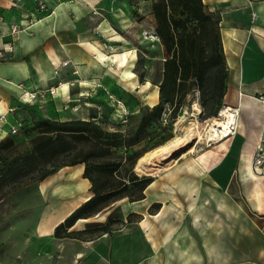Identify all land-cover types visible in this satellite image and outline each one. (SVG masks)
Returning <instances> with one entry per match:
<instances>
[{
    "label": "crops",
    "instance_id": "crops-1",
    "mask_svg": "<svg viewBox=\"0 0 264 264\" xmlns=\"http://www.w3.org/2000/svg\"><path fill=\"white\" fill-rule=\"evenodd\" d=\"M34 1L22 5L31 11ZM44 1L52 10L31 22L0 0L4 39L13 22L23 27L9 59L0 61V115L24 87L43 89L55 79L61 90L106 83L100 64L113 59V50L128 47L119 42L108 53L101 42L83 36L92 27L84 23L93 17L90 9L105 0ZM203 2L220 14L228 70L224 97L238 109L236 130L220 142L219 154L201 153L150 178L133 202L137 220L128 222L137 229L128 242L134 253L119 264H264V162L252 163L257 144L264 145V0ZM111 29L102 22L97 37ZM68 81H74L71 87Z\"/></svg>",
    "mask_w": 264,
    "mask_h": 264
},
{
    "label": "rangeland",
    "instance_id": "rangeland-1",
    "mask_svg": "<svg viewBox=\"0 0 264 264\" xmlns=\"http://www.w3.org/2000/svg\"><path fill=\"white\" fill-rule=\"evenodd\" d=\"M154 1L105 0L102 6L90 9L93 17L84 22L91 23L92 27L83 36L101 42L104 52L110 53L112 46L119 42L127 44L128 47L123 48H129L128 61L130 50H136L133 67L137 77L136 87L131 83L135 77L129 81L121 77L120 67L124 61L122 64L119 49L110 53L113 59L102 61V64L99 62L102 65L100 74L106 70L104 84L97 81L89 86L62 88L59 89L60 94L50 95L51 100L41 102L30 99L27 93L32 89L24 85L28 92H24L27 95H23V101L12 95L10 98L16 102L8 105L7 109L4 100L8 113L0 115V141L11 138L15 147L5 151L7 155L3 166L0 162V264H119L125 254L134 253L135 249L128 242L137 238V229L130 228L128 222L137 220L132 208L133 202L141 194L138 179H149L147 175H163L178 161L197 160L204 152L213 156L220 153L221 141L205 140L198 144L195 152L177 155L174 161L157 173L154 167L141 170L136 166L137 162L134 163L144 151L184 132L195 118L204 131L208 116L213 113L218 115L227 103L224 95H219L221 85L216 82V67H212L204 90H199L190 80L184 101L177 106L174 116L170 114L171 107L164 101L160 119L147 127L146 132L139 134L143 135L139 141L130 143L136 134L138 137L137 127L143 108L153 105L148 92L155 85L159 86L166 56L160 38L154 41L143 35L144 29L155 28L151 12ZM48 8L50 12L52 9L50 6ZM26 13L30 20L47 14ZM102 22L112 29L107 35L97 37V29ZM60 81L55 79L48 87H59ZM73 82L68 81V87ZM8 94L3 93L4 97ZM158 101L159 95L154 104ZM195 102L201 105V113L194 114ZM53 105L58 108H52ZM73 106H77V110H71ZM86 110L89 115L85 113ZM92 115H97L94 123L109 133L106 141L111 143L114 151L112 161L117 167L116 173L124 177L127 183L123 190L127 195L118 194L109 198L98 206L100 209L93 210L91 216L79 218L73 225L66 226L64 219L92 194L91 182L84 176L85 163L63 164L70 157L65 152L57 159L58 163H63L43 176L51 163L27 154L32 148L31 137L36 133L33 123L45 117L59 120L91 119ZM11 125L16 128L15 132L9 131ZM114 132L120 135L115 137L111 134ZM191 144L194 145L191 142L185 149L190 148ZM131 177H137V182H132ZM77 253L80 257L76 256Z\"/></svg>",
    "mask_w": 264,
    "mask_h": 264
},
{
    "label": "trees",
    "instance_id": "trees-1",
    "mask_svg": "<svg viewBox=\"0 0 264 264\" xmlns=\"http://www.w3.org/2000/svg\"><path fill=\"white\" fill-rule=\"evenodd\" d=\"M151 12L155 30L166 52L158 86L159 101L143 108L137 127L138 137L136 134L130 143L139 141L143 137L139 134L146 132L147 127L160 119L164 101L171 107L170 114L173 113L174 116L177 106H181L184 101L190 80L195 82L199 90H204L210 69L216 67L215 78L216 82H219L217 84L221 85L219 95L222 97L228 78L221 42L220 15L217 12L208 10L203 0H156L152 3ZM95 117L97 115H92L91 119L66 120L45 117L33 123L36 133L31 137L32 148L27 154H33L51 163V167L45 170L43 176L63 163H58L57 159L65 152H68L70 157L63 164L85 163L84 176L91 182L92 194L64 219L66 226L73 225L79 218L91 216L93 210L100 209L98 206L109 198L118 194L127 195L123 193L127 183L124 177L116 173L117 167L112 161L114 151L111 143L106 141L109 133L94 123ZM111 134L115 137L120 135L118 132ZM14 147L15 143L11 138L0 141L1 166L6 161L5 151L13 150ZM147 176L149 179H138L141 191L150 178H153ZM129 179L137 182V177Z\"/></svg>",
    "mask_w": 264,
    "mask_h": 264
},
{
    "label": "bare ground",
    "instance_id": "bare-ground-1",
    "mask_svg": "<svg viewBox=\"0 0 264 264\" xmlns=\"http://www.w3.org/2000/svg\"><path fill=\"white\" fill-rule=\"evenodd\" d=\"M129 48H122L119 57L121 63L124 65L120 67L121 77L122 79L130 80V78L135 77L134 81L131 83H137V77L134 72V64L135 59L137 58L136 50H130V59L127 61V50ZM116 52V51H114ZM122 63V64H123ZM111 83V80L109 81ZM25 90L22 89L18 92V94L24 93ZM28 94V93H27ZM60 94L58 92L56 95ZM159 95V87L155 85L153 89L148 92V96L153 102ZM194 114H198L202 112V107L198 102L194 103L193 106ZM219 114H212L208 116L205 120L206 128L202 131V128L199 125L198 119L195 118L190 122V126H188L184 132L176 134L172 138H169L162 144L144 152L140 155L136 160V166L141 170H148L151 167H154L155 172L157 173L160 170H164L169 163L175 160L177 155H181L185 153H193L196 151L198 144L203 143L205 140H216L222 141L225 137L227 138L231 134V130L236 128V116L238 113L237 107L225 104L219 110ZM194 143V145L190 146V148L185 149L187 145L190 143ZM184 153V154H185ZM77 257H80L78 254Z\"/></svg>",
    "mask_w": 264,
    "mask_h": 264
},
{
    "label": "built area",
    "instance_id": "built-area-1",
    "mask_svg": "<svg viewBox=\"0 0 264 264\" xmlns=\"http://www.w3.org/2000/svg\"><path fill=\"white\" fill-rule=\"evenodd\" d=\"M10 3V7L14 9H19L22 10V18L21 20L26 17L28 19V13L27 9L22 5V0H8ZM49 13V8L47 3L44 0H35L34 1V7L30 11V14L32 13ZM26 15V16H25ZM29 21L32 22V20L28 19ZM22 23L18 22H13L10 26V31L5 35L7 36L6 39H4V34L2 35L0 33V61L6 60L9 58V54H12L16 44H17V36L19 31L22 30ZM143 35L150 40H156L159 41V36L155 30V28H146L143 30ZM60 84V82H59ZM28 92V91H27ZM58 92V86L57 87H48V88H43V89H32L31 92H28L29 98L30 99H35L38 100L39 102L41 101H46V100H51V96H55L56 93ZM21 96H18L20 100L23 99V95H27L25 93L19 94ZM51 95V96H50ZM50 96V97H49ZM49 97V98H48ZM261 99L264 100V95L260 96ZM71 110H77V106H73ZM16 128L11 125L9 127L10 132H15ZM236 128H233L230 132L233 134L235 132ZM262 162H264V145L259 143L256 146V151L252 157V163L254 166L260 165Z\"/></svg>",
    "mask_w": 264,
    "mask_h": 264
}]
</instances>
